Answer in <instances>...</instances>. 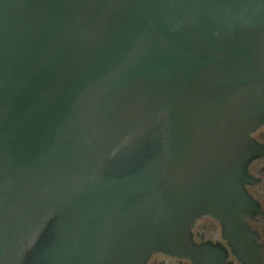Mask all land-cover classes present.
I'll return each mask as SVG.
<instances>
[{"label": "water", "instance_id": "95a60500", "mask_svg": "<svg viewBox=\"0 0 264 264\" xmlns=\"http://www.w3.org/2000/svg\"><path fill=\"white\" fill-rule=\"evenodd\" d=\"M262 125L264 0H0V264H261Z\"/></svg>", "mask_w": 264, "mask_h": 264}, {"label": "flooded vegetation", "instance_id": "af4514ba", "mask_svg": "<svg viewBox=\"0 0 264 264\" xmlns=\"http://www.w3.org/2000/svg\"><path fill=\"white\" fill-rule=\"evenodd\" d=\"M261 149L248 166L249 178L245 184L250 197L257 203L258 210L246 219L250 233V255L259 256L264 264V125L251 134ZM192 237L203 255L205 264H246L225 237L224 228L219 220L211 215L199 217L192 229ZM147 264H199L194 261L164 253H155Z\"/></svg>", "mask_w": 264, "mask_h": 264}]
</instances>
